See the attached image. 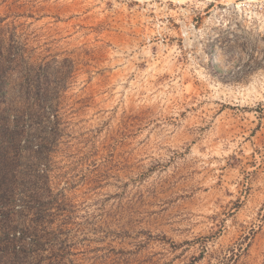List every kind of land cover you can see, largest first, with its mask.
Wrapping results in <instances>:
<instances>
[{
    "label": "rangeland",
    "instance_id": "1",
    "mask_svg": "<svg viewBox=\"0 0 264 264\" xmlns=\"http://www.w3.org/2000/svg\"><path fill=\"white\" fill-rule=\"evenodd\" d=\"M0 264H264V0H0Z\"/></svg>",
    "mask_w": 264,
    "mask_h": 264
},
{
    "label": "trees",
    "instance_id": "2",
    "mask_svg": "<svg viewBox=\"0 0 264 264\" xmlns=\"http://www.w3.org/2000/svg\"><path fill=\"white\" fill-rule=\"evenodd\" d=\"M20 253L23 254V255H26V251L25 250H22Z\"/></svg>",
    "mask_w": 264,
    "mask_h": 264
}]
</instances>
